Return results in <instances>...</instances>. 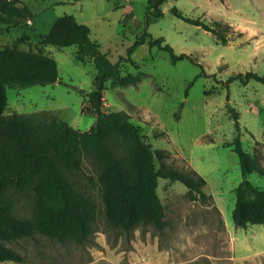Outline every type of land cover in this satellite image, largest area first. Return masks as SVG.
<instances>
[{
	"label": "rangeland",
	"instance_id": "1",
	"mask_svg": "<svg viewBox=\"0 0 264 264\" xmlns=\"http://www.w3.org/2000/svg\"><path fill=\"white\" fill-rule=\"evenodd\" d=\"M21 1L31 10L32 18L17 26L0 20V47L41 46L56 62L58 81L6 87L4 113L45 111L74 129L92 127L95 115L83 108L93 89V63L88 59L77 62L75 46L40 44L57 17L72 15L88 26L99 52L119 65L121 79L137 78L133 85L108 81L104 111L127 112L153 148L168 151L170 166L192 168L204 178L202 190L207 198L189 200L182 182L159 179L157 194L165 207L167 225L161 231L151 223L128 231L111 227L106 224L96 188L86 179L95 174L94 167L84 160L75 185L97 206L89 238L60 242L37 234L13 241L8 246L20 253L22 262L4 264H264V251L252 254L239 243L243 240L251 246L254 235L261 238L264 225L236 227L231 218L234 189L242 174L238 158L228 146L237 132L226 107L228 103L238 113L242 148L249 152L256 149L264 169V84L233 81L223 85L238 72L264 73V0H165L161 9L168 12L153 19L146 30L153 38L162 36L176 54L189 58L174 64L167 53L146 43L129 53L145 30L146 0ZM172 7L210 27L221 22L225 40L176 18L169 12ZM198 65L203 75L185 96L188 83L200 72ZM247 179L264 189V176L253 172ZM30 207L29 199L18 197L14 214L29 218ZM257 245L260 249L263 243Z\"/></svg>",
	"mask_w": 264,
	"mask_h": 264
},
{
	"label": "trees",
	"instance_id": "2",
	"mask_svg": "<svg viewBox=\"0 0 264 264\" xmlns=\"http://www.w3.org/2000/svg\"><path fill=\"white\" fill-rule=\"evenodd\" d=\"M164 1L146 0L145 30L129 53L146 43L149 48L156 46L167 53L174 64L189 58L183 53L176 54L162 36L153 38L146 30L153 19L163 15ZM169 12L225 40L221 22L210 27L199 19L182 15L175 7ZM30 18L32 12L21 0H0L2 22L17 26ZM40 44L75 46L77 62L88 59L93 63V89L87 95L88 105L83 111L93 113L95 122L89 130L80 131L50 112L5 114L6 87L54 84L58 77L55 60L41 46L34 49H21L16 45L0 47V264L22 262L20 253L8 246L13 241L34 238L37 234L60 242H84L89 238L97 218V206L75 185L84 160L94 167L95 174L87 175L86 179L96 188L106 224L111 227L128 231L135 225L151 223L161 231L167 222L165 207L157 194L159 179L182 182L189 200L207 198L202 190L204 178L192 168L170 166L168 151L153 148L127 112L104 111L103 93L107 82L133 85L137 78L130 76L127 82L121 79L119 65L99 52L97 43L90 39L88 26L72 15L59 16ZM199 68V74L185 88V96L194 81L203 75ZM233 81L241 85L249 81L264 84V73L232 74L223 83L224 87ZM226 107L237 132L228 146L236 154L242 174L241 182L234 189L232 222L241 228L249 224L264 225V189L255 187L247 179L253 172L264 176L260 154L256 149L249 152L242 148L238 113L228 103ZM18 197H26L31 202L29 218L14 214Z\"/></svg>",
	"mask_w": 264,
	"mask_h": 264
},
{
	"label": "crops",
	"instance_id": "3",
	"mask_svg": "<svg viewBox=\"0 0 264 264\" xmlns=\"http://www.w3.org/2000/svg\"><path fill=\"white\" fill-rule=\"evenodd\" d=\"M120 4H121V6H122V3H120ZM119 6H120V5H118V7H119ZM259 233H260V232H259ZM259 235H260L261 238H259L258 235H254V237L251 236V237L254 238L253 241H252V243L250 244L251 246H247V244H245L243 240H240L239 243H240V245L243 246L245 249H249V251L252 250V251H253L252 254H255V253H258V252L264 251V232L260 233ZM257 243H263V245H262V247H261L260 249L257 248V247H258ZM253 249H254L255 251H254ZM252 254H250V255H252Z\"/></svg>",
	"mask_w": 264,
	"mask_h": 264
},
{
	"label": "water",
	"instance_id": "4",
	"mask_svg": "<svg viewBox=\"0 0 264 264\" xmlns=\"http://www.w3.org/2000/svg\"><path fill=\"white\" fill-rule=\"evenodd\" d=\"M164 11L168 12V10H163V12H164Z\"/></svg>",
	"mask_w": 264,
	"mask_h": 264
}]
</instances>
